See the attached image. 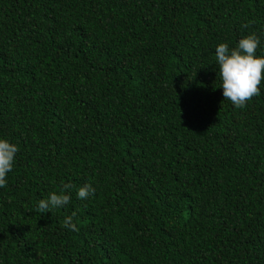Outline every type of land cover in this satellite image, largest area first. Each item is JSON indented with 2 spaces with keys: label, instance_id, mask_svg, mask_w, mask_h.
I'll list each match as a JSON object with an SVG mask.
<instances>
[{
  "label": "trees",
  "instance_id": "16d2710c",
  "mask_svg": "<svg viewBox=\"0 0 264 264\" xmlns=\"http://www.w3.org/2000/svg\"><path fill=\"white\" fill-rule=\"evenodd\" d=\"M251 34L264 0H0V264H264V84L215 59Z\"/></svg>",
  "mask_w": 264,
  "mask_h": 264
},
{
  "label": "clouds",
  "instance_id": "9594fccd",
  "mask_svg": "<svg viewBox=\"0 0 264 264\" xmlns=\"http://www.w3.org/2000/svg\"><path fill=\"white\" fill-rule=\"evenodd\" d=\"M249 26L243 25L244 28ZM260 43L259 38L251 34L241 38L234 49H230L227 43H221L215 49L224 100L230 101L236 108L245 107L249 101L261 94V85L264 84V56L256 54ZM18 151L17 145L0 138V188L7 186V175L13 170ZM73 187L72 183L61 181L56 191L39 201L37 211L48 213L51 209L65 207L71 201L70 190ZM94 194L95 189L88 184L78 189L77 198L85 200ZM75 216V212L66 216L62 226L79 231L73 223Z\"/></svg>",
  "mask_w": 264,
  "mask_h": 264
}]
</instances>
